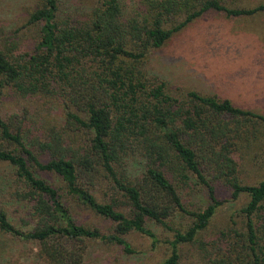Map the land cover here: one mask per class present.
Here are the masks:
<instances>
[{
  "label": "trees",
  "instance_id": "1",
  "mask_svg": "<svg viewBox=\"0 0 264 264\" xmlns=\"http://www.w3.org/2000/svg\"><path fill=\"white\" fill-rule=\"evenodd\" d=\"M39 1L28 19L41 24L35 51L23 53L16 42L0 46V101L7 90L24 97L53 96L65 105L66 124L50 127L34 143L39 151L51 154L44 161L28 146L26 123L13 128L0 115V139L14 146L0 149V161L15 167L18 185L10 193L31 203L38 221L33 231H23L0 209V231L37 239L42 255L53 263L78 264L86 250L80 241L101 239L131 254L134 250L126 238L130 231L155 243L157 235L147 220L170 229L168 220L182 212L193 222L185 231L174 230L171 255L161 263L178 264L180 245L199 241L224 203L206 178L205 165L225 176L232 199L249 195L241 208L243 226L232 218L217 238L200 241L206 264H264V177L256 184L242 183L234 158L251 145L264 115L195 90L175 95L164 83L150 87L134 65L209 11L251 16L264 12V2L237 7L226 0H133L135 6L129 10L126 0H100L89 15L75 17L62 14L60 0ZM69 130L87 137H69L70 142ZM134 154L148 160L136 181L118 171ZM36 170L61 177L67 193L112 220L114 231L102 232L73 220L63 194ZM101 174L127 198L130 214L100 202L81 184L82 179L95 181ZM194 175L210 195L203 210L187 208L178 189Z\"/></svg>",
  "mask_w": 264,
  "mask_h": 264
},
{
  "label": "rangeland",
  "instance_id": "2",
  "mask_svg": "<svg viewBox=\"0 0 264 264\" xmlns=\"http://www.w3.org/2000/svg\"><path fill=\"white\" fill-rule=\"evenodd\" d=\"M100 0H60L63 15L86 17ZM230 6L251 7L264 0H226ZM39 0H0V46L16 42L18 50L33 53L39 41L41 24L29 23V14L39 5ZM133 0H126L125 7L132 10ZM130 63V62H129ZM150 87L164 83L166 90L181 95L187 90H195L205 95L230 99L235 105L264 115V12L251 16H228L224 12L209 11L181 31L175 33L163 46L147 52L140 61L134 63ZM0 101V115L13 128L26 123L25 139L28 146L39 157L47 161L48 152H41L34 143L44 138L46 131L66 124L65 105L53 96H22L14 90ZM31 120V121H30ZM30 121V122H29ZM69 137L82 133L69 130ZM84 133L82 134V136ZM87 135H84L86 138ZM251 145L244 146L234 153L238 175L244 184H256L264 177V122L257 124L256 136ZM14 146L0 139V149ZM148 160L142 154L126 158L119 174L127 175L136 181L143 176ZM206 178L214 185L216 195L224 203L218 208L209 226L201 232L199 241L180 245L178 264H206L207 258L201 250L200 241L217 238L227 230L231 219L243 226L244 215L241 208L249 201V195L242 193L232 199V188L220 176L219 170L202 165ZM15 167L9 162L0 161V209H4L10 220L23 231H33L38 225L32 215L31 203L11 195L15 189ZM38 176L55 185L63 194V201L69 215L79 224L98 228L102 232L114 231L115 223L95 213L82 201L69 195L61 177L53 172L36 170ZM81 184L88 188L100 202L112 203L117 209L130 214L127 198L101 174L95 181L84 178ZM178 189L186 207L203 210L210 203L207 187L196 176L179 183ZM65 223V220L62 219ZM193 222V217L177 212L169 220L172 228L147 220L148 226L157 235V242L139 233L130 231L126 238L134 253H127L123 246L101 239L80 241L85 247L83 259L78 264H161L172 252L170 241L174 230L185 231ZM0 264H57L42 255V244L37 239L17 237L0 231Z\"/></svg>",
  "mask_w": 264,
  "mask_h": 264
}]
</instances>
